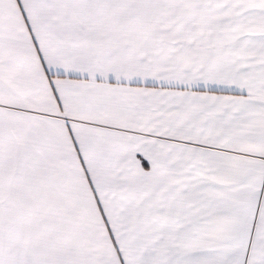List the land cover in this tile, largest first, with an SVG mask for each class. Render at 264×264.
Returning <instances> with one entry per match:
<instances>
[{
  "label": "snow or ice",
  "instance_id": "6c2138e0",
  "mask_svg": "<svg viewBox=\"0 0 264 264\" xmlns=\"http://www.w3.org/2000/svg\"><path fill=\"white\" fill-rule=\"evenodd\" d=\"M0 264H264V0H0Z\"/></svg>",
  "mask_w": 264,
  "mask_h": 264
}]
</instances>
